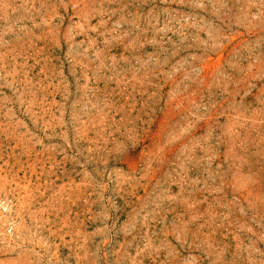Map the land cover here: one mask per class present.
<instances>
[{"label": "rangeland", "instance_id": "1", "mask_svg": "<svg viewBox=\"0 0 264 264\" xmlns=\"http://www.w3.org/2000/svg\"><path fill=\"white\" fill-rule=\"evenodd\" d=\"M0 264H264V0H0Z\"/></svg>", "mask_w": 264, "mask_h": 264}]
</instances>
